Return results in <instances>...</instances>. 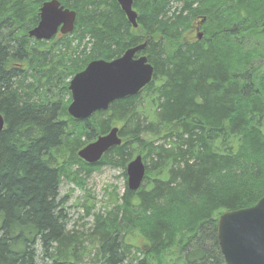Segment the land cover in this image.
Here are the masks:
<instances>
[{"label":"trees","instance_id":"1","mask_svg":"<svg viewBox=\"0 0 264 264\" xmlns=\"http://www.w3.org/2000/svg\"><path fill=\"white\" fill-rule=\"evenodd\" d=\"M49 1L0 0V264H226L220 216L264 198V0H184L188 16L173 19L170 0H134L137 29L116 0H58L75 31L39 42L29 32ZM143 43L148 87L87 121L69 116V80ZM116 126L122 146L96 165L78 157ZM137 155L151 158L142 188L126 184L89 237L68 231L62 180L82 187L80 174Z\"/></svg>","mask_w":264,"mask_h":264},{"label":"water","instance_id":"2","mask_svg":"<svg viewBox=\"0 0 264 264\" xmlns=\"http://www.w3.org/2000/svg\"><path fill=\"white\" fill-rule=\"evenodd\" d=\"M129 23L138 28V14L133 10L134 0H117ZM77 13L66 9L58 0L43 4L40 22L29 32L36 41H50L59 33L70 35L75 30ZM202 39V34L199 35ZM147 43L128 50L113 62L94 61L77 74L69 85L72 102L67 111L77 121H87L98 112L107 111L119 100L137 96L154 78V66L147 57L136 56ZM5 121L0 114V133ZM122 145L120 129L112 128L78 153V157L90 165H96L113 148ZM146 165L141 155L127 166L128 189L137 192L146 177ZM218 243L226 264H264V198L255 206L230 211L218 221Z\"/></svg>","mask_w":264,"mask_h":264},{"label":"rangeland","instance_id":"3","mask_svg":"<svg viewBox=\"0 0 264 264\" xmlns=\"http://www.w3.org/2000/svg\"><path fill=\"white\" fill-rule=\"evenodd\" d=\"M182 1L184 0H170V9L166 15L169 17L168 19H173L172 14L175 9L176 17L188 16L187 11H183L184 8H181ZM197 24L198 22H195L194 27ZM196 36L197 33L191 31L190 39H195ZM89 40V37L82 41V43L74 40L72 48H76L79 43V50L81 52ZM89 51L86 52L89 53ZM67 93L64 95V102H67L71 96L69 90ZM144 162L147 168L151 167V158ZM124 173L127 175L126 170L118 167L104 166L100 170L91 173L90 176L80 174L78 181L80 184L82 183V187L68 182L65 179L62 180L60 197L65 200L69 215L68 231L74 232L79 237H89L94 228L95 216H106L108 212L113 211L116 207V200L118 201V205L121 204V198L125 193L128 178H125ZM152 176L151 174L150 177ZM87 211L90 212L89 216L86 215ZM85 243L88 251H91V244L87 240H85ZM88 260L86 259V261Z\"/></svg>","mask_w":264,"mask_h":264},{"label":"flooded vegetation","instance_id":"4","mask_svg":"<svg viewBox=\"0 0 264 264\" xmlns=\"http://www.w3.org/2000/svg\"><path fill=\"white\" fill-rule=\"evenodd\" d=\"M76 12V11H75ZM76 22H77V20H76ZM200 28H201V26L199 25H197L195 28H194V30H192V32L193 33H197V32H199L200 31Z\"/></svg>","mask_w":264,"mask_h":264}]
</instances>
